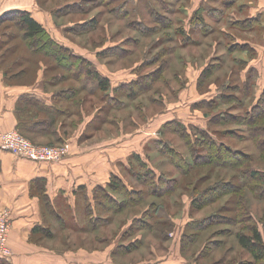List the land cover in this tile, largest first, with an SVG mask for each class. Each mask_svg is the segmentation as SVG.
<instances>
[{
    "label": "rangeland",
    "instance_id": "obj_1",
    "mask_svg": "<svg viewBox=\"0 0 264 264\" xmlns=\"http://www.w3.org/2000/svg\"><path fill=\"white\" fill-rule=\"evenodd\" d=\"M122 1L24 0L89 75L44 54L43 44L37 53L16 21L0 20L2 67L19 73L11 83L34 85L39 66L41 87L73 111L56 119L58 136L52 127L16 130L35 145L65 147L59 161L73 155L77 175L93 183L77 196V216L64 203V216H43L48 232L31 235L37 262L264 264L238 239L256 227L264 241V12L247 19L260 10L248 6L255 0L230 8L224 0H124L120 17L112 9ZM215 4L222 17L197 26L193 10ZM97 73L110 88L91 90ZM28 109L33 122L50 119ZM0 212L12 227L11 210Z\"/></svg>",
    "mask_w": 264,
    "mask_h": 264
},
{
    "label": "crops",
    "instance_id": "obj_2",
    "mask_svg": "<svg viewBox=\"0 0 264 264\" xmlns=\"http://www.w3.org/2000/svg\"><path fill=\"white\" fill-rule=\"evenodd\" d=\"M224 1L225 8H230L229 6L233 4L231 0ZM255 1H257L255 4H248L252 11L256 7L260 8L258 14L249 16L253 20L260 19L261 13L264 12L261 0ZM200 7L211 19L221 18L224 11V8H220L217 4ZM15 10H29L32 13L37 11L33 5L25 3L24 0L19 2L0 0V20L5 14ZM4 43H6L5 38H0V47ZM3 56L0 55V131L18 128V130L49 132L47 130L49 127L40 124V120L33 122L22 115L24 107L28 109L30 106L36 112L42 113L43 111H38V108L41 110L45 103L49 106L53 104V94L39 84L43 70H39L38 66L35 74L38 80L34 85L29 86L25 82L12 84L10 80L19 73H11L7 68L2 67ZM31 112L29 113L32 114ZM60 129L58 126L53 133L58 136ZM78 138L77 134L68 138L72 151L78 150L80 144ZM72 157L73 155L60 161H34L0 146V208H9L13 217L9 233L12 255L0 257V264H39L36 259L40 256L36 253L39 254L40 250L38 245L31 241V235L43 231L45 226L43 216H64L61 203L73 208L74 216L78 215L75 201L81 188L91 182L86 176L77 175L75 161L70 159Z\"/></svg>",
    "mask_w": 264,
    "mask_h": 264
},
{
    "label": "trees",
    "instance_id": "obj_3",
    "mask_svg": "<svg viewBox=\"0 0 264 264\" xmlns=\"http://www.w3.org/2000/svg\"><path fill=\"white\" fill-rule=\"evenodd\" d=\"M101 3H111L113 0H100ZM124 1V0H123ZM120 2L118 7L113 8V12L118 13L117 16L122 17L121 15L123 14V7L125 6V2ZM122 10V13H119V10ZM203 11V8H197L196 10L193 11V13H195L192 17V20H197L198 19V25L197 26H207L209 24V21L207 20L206 14ZM196 15V16H195ZM257 16V15H256ZM168 19V21L170 20L168 17H165ZM197 18V19H196ZM14 20L16 21V24L18 25L19 29L21 30V35L23 36V38L26 40V42H28V44H30L31 48L36 51L38 53V51H40V44H43V48H41V50H43V52H45L44 54L50 53V55L56 59V62H59V64H65L66 60L69 59V54H68V49L65 47L63 48L62 46L56 44L55 40L52 38V36H49V31L46 30L42 24L37 21L33 16L31 11L29 10H15L12 12H9L7 14H5L4 18L2 20ZM172 19V18H171ZM220 19V18H219ZM247 19L249 20H253L250 19L249 17H247ZM247 19L245 20L246 24L247 23ZM172 22V20H171ZM91 27L95 28L96 26V21L95 19L90 21ZM142 24V22H141ZM128 41V40H127ZM47 47V48H46ZM122 47V46H121ZM47 49V50H46ZM47 51V52H46ZM156 58L154 57V59H152L153 61ZM72 63L77 64V66H80L82 69L80 70L82 74H84L85 72L87 73V75L90 74V71L87 70L85 71V69H83L84 67L82 65H79L80 62H82V59H79L78 57H71V59H69ZM68 65H74V64H70V62L68 61L67 63ZM166 61L163 62L162 66H165ZM75 66V65H74ZM254 69V68H253ZM83 70V71H82ZM91 70V69H90ZM85 71V72H84ZM99 73L94 74L95 76H97L96 82L97 85H92L91 90L94 89V87H98L101 88L103 90H106L108 88H110V82L108 81V79H105L104 76L99 75ZM243 74L246 76V71H243ZM63 75L61 73V75L58 77V79H56L55 77V81L60 80V78H62ZM77 90V88H76ZM65 92V91H64ZM67 92V91H66ZM71 98H73L76 94H75V90L71 89ZM62 93V92H61ZM59 93V94H61ZM70 97V95L68 96ZM54 99L55 95L53 96ZM61 98H65V97H60ZM78 100L73 102V106L77 107L79 106V104L77 105V103L80 102V100L77 102ZM71 105H68L67 109L63 110L62 107H60L57 102H55V100L53 101L52 105H47L46 103L42 106L41 110L38 108V111H43V113L48 114L50 119L49 120H45V121H40L42 125L49 127L48 129H50L51 127L56 130V119H58L59 117L62 116H68L69 118L72 117V108H70ZM30 110V111H29ZM26 108L24 107V110L22 111V115L23 117L25 116L26 119L28 118V114L26 112ZM29 112H31V109H28ZM25 126H27L25 124ZM22 128H24V126H22ZM52 130V131H54ZM22 131V130H21ZM49 131V130H48ZM138 155V154H137ZM250 177L252 179H259L262 178L261 174L256 171H250ZM115 177H118V175L115 173L114 174ZM196 199V198H195ZM193 199V200H195ZM196 203L199 202V199L195 200ZM200 207V205H198ZM47 232V228L45 226L44 228ZM42 229V230H44ZM238 239H239V243L241 244L242 247H244L246 250H248L247 252L251 253L255 259H262L264 256V241H263V237L261 232L256 228L253 227V231L251 235H247L244 233H240L238 234Z\"/></svg>",
    "mask_w": 264,
    "mask_h": 264
},
{
    "label": "built area",
    "instance_id": "obj_4",
    "mask_svg": "<svg viewBox=\"0 0 264 264\" xmlns=\"http://www.w3.org/2000/svg\"><path fill=\"white\" fill-rule=\"evenodd\" d=\"M0 146L34 161H56L67 153L65 147L35 145L16 129L0 131ZM10 228L9 217L6 213L0 212V257L12 255L8 243Z\"/></svg>",
    "mask_w": 264,
    "mask_h": 264
}]
</instances>
